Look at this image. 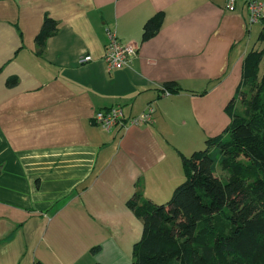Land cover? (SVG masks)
I'll return each mask as SVG.
<instances>
[{
	"label": "crops",
	"instance_id": "1",
	"mask_svg": "<svg viewBox=\"0 0 264 264\" xmlns=\"http://www.w3.org/2000/svg\"><path fill=\"white\" fill-rule=\"evenodd\" d=\"M45 15L58 30L39 55ZM248 23L241 1L0 0V264H132L143 223L127 202H166L181 155L227 127L264 21ZM107 30L137 47L120 69L104 62ZM167 82L182 90L164 94ZM115 105L153 120L107 131L93 115Z\"/></svg>",
	"mask_w": 264,
	"mask_h": 264
},
{
	"label": "trees",
	"instance_id": "2",
	"mask_svg": "<svg viewBox=\"0 0 264 264\" xmlns=\"http://www.w3.org/2000/svg\"><path fill=\"white\" fill-rule=\"evenodd\" d=\"M162 20L161 12L147 20L143 38L155 33ZM57 30L58 22L45 15L35 37L37 54ZM258 38L264 40V24ZM263 54L255 48L245 54L239 85L226 106L229 124L207 138L203 149L181 155L184 180L169 200L157 203L139 192L128 200L143 223L132 264H264ZM162 89L182 90L175 82ZM130 118L124 114L117 128L129 125Z\"/></svg>",
	"mask_w": 264,
	"mask_h": 264
},
{
	"label": "built area",
	"instance_id": "3",
	"mask_svg": "<svg viewBox=\"0 0 264 264\" xmlns=\"http://www.w3.org/2000/svg\"><path fill=\"white\" fill-rule=\"evenodd\" d=\"M241 1L247 9L248 22L253 24L264 17V0H225V8L228 11L235 10L237 3ZM108 42L105 45L103 59L108 70L120 69L129 64L134 57L137 47L128 42L120 41L114 32L107 30ZM91 60L89 54L82 55L79 63ZM164 94H168L165 92ZM124 111L121 106L115 105L108 109L98 110L94 113L93 119L103 129L112 131L122 126ZM153 120V109L148 108L130 118V124L138 125L142 122L149 123Z\"/></svg>",
	"mask_w": 264,
	"mask_h": 264
},
{
	"label": "rangeland",
	"instance_id": "4",
	"mask_svg": "<svg viewBox=\"0 0 264 264\" xmlns=\"http://www.w3.org/2000/svg\"><path fill=\"white\" fill-rule=\"evenodd\" d=\"M261 21V20H260ZM259 21V22H260ZM259 22H257V23H259ZM257 28V31H255V33H254V37H253V45H254V47L253 48H255V49H260V50H262L263 51V53H264V40H262V39H260V38H258V36H259V33H260V31L262 30V26L260 27V25H257L256 27H254V29H256ZM263 64H264V54H263V58H262V61H261V63H260V73H261V71H263ZM146 122H142V123H140V124H138V125H141V124H145ZM150 123V122H149ZM132 125H134V124H132ZM113 131V130H112ZM111 132V131H110ZM220 171H218V173H219ZM172 195V194H171ZM171 197V196H170ZM169 197V198H170ZM169 198H165L163 201H167V200H169Z\"/></svg>",
	"mask_w": 264,
	"mask_h": 264
}]
</instances>
